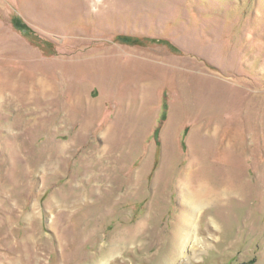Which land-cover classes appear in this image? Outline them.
I'll return each instance as SVG.
<instances>
[{
	"label": "rangeland",
	"instance_id": "1",
	"mask_svg": "<svg viewBox=\"0 0 264 264\" xmlns=\"http://www.w3.org/2000/svg\"><path fill=\"white\" fill-rule=\"evenodd\" d=\"M0 264H264V0H0Z\"/></svg>",
	"mask_w": 264,
	"mask_h": 264
},
{
	"label": "bare ground",
	"instance_id": "2",
	"mask_svg": "<svg viewBox=\"0 0 264 264\" xmlns=\"http://www.w3.org/2000/svg\"><path fill=\"white\" fill-rule=\"evenodd\" d=\"M120 154V153H119ZM205 181H198V185H197V188L194 190V191H190L188 189V191L186 192L184 190L183 194H182V201L184 203H187L188 205V209H189V215L185 216L184 217V221H182V226H187L188 229H190V227L192 228L193 227V216L195 214V212H197L202 205H204L205 203H207V200H209L212 196V193H215L212 191V189L208 188L205 183ZM225 188L221 190L222 192V197L224 196V193L226 191H228L229 188H232L230 189L229 191L233 190V189H236L235 188V185H230L228 182H224L223 183ZM244 187V186H243ZM243 189V188H242ZM239 192V191H238ZM246 193V192H245ZM244 193V194H245ZM201 195V196H200ZM247 195V194H246ZM188 220V221H187ZM194 228V227H193ZM192 228V229H193ZM187 230V229H186ZM189 231V230H188ZM192 231V230H191ZM188 234V233H187ZM119 244V243H118ZM117 246V244L115 243L114 247ZM112 249H110L111 251ZM113 252V251H112ZM108 254V252H107Z\"/></svg>",
	"mask_w": 264,
	"mask_h": 264
}]
</instances>
